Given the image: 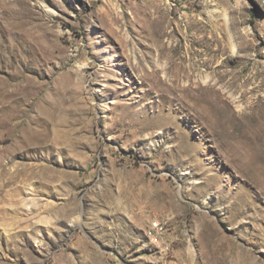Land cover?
I'll use <instances>...</instances> for the list:
<instances>
[{
    "label": "rangeland",
    "instance_id": "1",
    "mask_svg": "<svg viewBox=\"0 0 264 264\" xmlns=\"http://www.w3.org/2000/svg\"><path fill=\"white\" fill-rule=\"evenodd\" d=\"M0 264H264V0H0Z\"/></svg>",
    "mask_w": 264,
    "mask_h": 264
},
{
    "label": "built area",
    "instance_id": "2",
    "mask_svg": "<svg viewBox=\"0 0 264 264\" xmlns=\"http://www.w3.org/2000/svg\"><path fill=\"white\" fill-rule=\"evenodd\" d=\"M160 228V219H155L151 221V226L148 229V235L150 238L154 239L155 242H158L161 236L159 235Z\"/></svg>",
    "mask_w": 264,
    "mask_h": 264
},
{
    "label": "bare ground",
    "instance_id": "3",
    "mask_svg": "<svg viewBox=\"0 0 264 264\" xmlns=\"http://www.w3.org/2000/svg\"><path fill=\"white\" fill-rule=\"evenodd\" d=\"M204 92H206V90H204ZM164 227L162 226V224H160V228L159 230L161 231Z\"/></svg>",
    "mask_w": 264,
    "mask_h": 264
}]
</instances>
